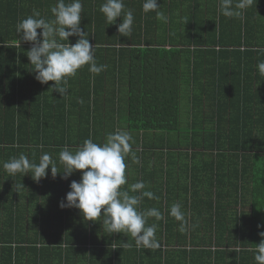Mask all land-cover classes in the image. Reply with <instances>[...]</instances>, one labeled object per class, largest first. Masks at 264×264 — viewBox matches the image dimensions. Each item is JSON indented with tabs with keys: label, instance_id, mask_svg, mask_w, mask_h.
Returning a JSON list of instances; mask_svg holds the SVG:
<instances>
[{
	"label": "trees",
	"instance_id": "trees-1",
	"mask_svg": "<svg viewBox=\"0 0 264 264\" xmlns=\"http://www.w3.org/2000/svg\"><path fill=\"white\" fill-rule=\"evenodd\" d=\"M178 1L193 13L181 24ZM81 2L80 28L106 68L93 74L84 66L62 97L49 90L54 82L35 79L27 57L33 45L19 47L16 34L34 9L54 19L57 0H0V159L32 151L26 156L38 164L49 153L61 172L53 177L49 167L36 182L30 172L9 175L0 166V264H77L72 251L83 247L106 249L105 264H255L264 231L257 228L264 225V77L256 68L264 60V0L233 18L220 13V0H158L167 23L145 14L144 0H124L134 15L129 35L117 30L123 14L106 22L104 0ZM17 88L20 102L30 101L26 113L12 107ZM117 130L131 135L140 161L126 157L122 187L144 181L158 197L144 198L139 210L163 214L148 218L158 225L159 249H137L130 236L107 233L102 218L85 222L79 210L59 207L81 179L79 171L63 178L61 149L88 138L102 144ZM174 203L188 220L184 232L169 215ZM127 239L131 250L121 247Z\"/></svg>",
	"mask_w": 264,
	"mask_h": 264
},
{
	"label": "clouds",
	"instance_id": "clouds-1",
	"mask_svg": "<svg viewBox=\"0 0 264 264\" xmlns=\"http://www.w3.org/2000/svg\"><path fill=\"white\" fill-rule=\"evenodd\" d=\"M253 0H220V13L227 17H241L243 11L251 6ZM158 0H144L142 11L147 14L155 12L156 19L167 23V16L160 10ZM99 11L103 14L109 25L116 24L117 18L122 23L117 25L119 34L129 35L134 22L131 9H125L124 0H104ZM54 16L46 20L40 13L33 10L32 15L20 20L16 25V34L22 33L18 40L31 43L33 46L27 52L30 65L34 67L35 79L42 85L54 82L51 92H57L62 97L68 93V80L74 77L78 70L89 66L90 73L99 74L106 68L98 66L94 59L95 46L89 42L88 32L80 28L82 2L81 0H57L51 8ZM42 30L40 33L37 30ZM78 37L74 45L69 44V37ZM66 41L67 43H64ZM258 74L264 77V60L256 65ZM82 102V101H81ZM132 137L124 130L106 134L102 144L93 142L91 138L85 139L75 150L65 145L59 153V163L63 167V178L70 177L79 171V182L72 181L70 191L59 207L75 208L79 210L85 222H95L102 218L104 230L109 233H123L135 241V247L148 250L160 248L156 238L158 225H148V218L156 221L163 219L159 209L153 207L145 211L139 210L144 198L158 199L152 191L145 190L144 181L127 184L125 163L126 157L131 154L134 163L139 158L132 152ZM51 169L53 177L61 173L57 169V162L49 153L40 156L39 163L31 162L26 155L12 157L3 163V169L9 175L17 173H31L34 181L39 182L47 175L46 170ZM19 187V186H17ZM169 215L179 222V231L188 228V220L179 203H174ZM195 227V225H192ZM264 225H257L258 230ZM260 243L255 246V264H264V231H259ZM121 247L131 250L133 244L121 242Z\"/></svg>",
	"mask_w": 264,
	"mask_h": 264
},
{
	"label": "crops",
	"instance_id": "crops-1",
	"mask_svg": "<svg viewBox=\"0 0 264 264\" xmlns=\"http://www.w3.org/2000/svg\"><path fill=\"white\" fill-rule=\"evenodd\" d=\"M181 3H182L181 1L180 2L178 1V4L180 5V7L178 9L177 21L180 24H181V22H183V20H184V22H186L187 19H192V15H193L192 11L186 6H183V5L181 6ZM175 4H176V2H175ZM125 86H127V81H126ZM18 93H19V88H17V90H16L17 96L15 98V102L12 101V103H13L12 107L17 108L19 105L20 109L23 111V109L21 108V105H22L24 108L27 109L26 111H23L24 113H26L30 109V105H31V104H29L30 101L28 100L27 97H25V100L20 102V98L18 96ZM70 116H72V113L70 114ZM126 116H127V114L125 113V117ZM32 122H33V120L30 119L28 122L29 123L28 126ZM29 138H31V137H29ZM25 153L27 156H31V154L34 152L27 151ZM0 156H1V154H0ZM3 156H4V159H2V160L0 159V166H2V167H3L4 162H6L10 158H12V157H9V155L7 156L6 154ZM132 176L136 177L134 174H132ZM2 191H3V188L1 189V187H0L1 194H2ZM73 250H75L76 252L75 251H72V252L76 253L78 255L77 256L78 258L76 259V257H75V260H74L75 262H77V264H80V261L82 262V264H105L104 252L102 251V250H106L104 248H101V247H91V248L83 247L82 248L83 251H81L80 248H75ZM76 254H74V255H76Z\"/></svg>",
	"mask_w": 264,
	"mask_h": 264
},
{
	"label": "rangeland",
	"instance_id": "rangeland-1",
	"mask_svg": "<svg viewBox=\"0 0 264 264\" xmlns=\"http://www.w3.org/2000/svg\"><path fill=\"white\" fill-rule=\"evenodd\" d=\"M184 63V68H183V71H187V69H186V64H185V62H183ZM184 78H185V80L182 82V89L183 90H186V88L184 89V87H186V83H185V81L187 82V80H188V78L186 77V76H184ZM190 87V86H189ZM188 87V88H189ZM185 108L187 109V106L185 105Z\"/></svg>",
	"mask_w": 264,
	"mask_h": 264
},
{
	"label": "bare ground",
	"instance_id": "bare-ground-1",
	"mask_svg": "<svg viewBox=\"0 0 264 264\" xmlns=\"http://www.w3.org/2000/svg\"><path fill=\"white\" fill-rule=\"evenodd\" d=\"M59 160V159H58Z\"/></svg>",
	"mask_w": 264,
	"mask_h": 264
}]
</instances>
